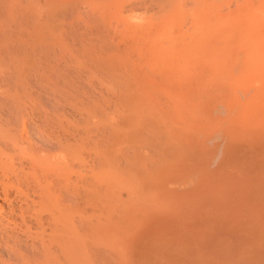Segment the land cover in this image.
<instances>
[{"label":"rangeland","instance_id":"obj_1","mask_svg":"<svg viewBox=\"0 0 264 264\" xmlns=\"http://www.w3.org/2000/svg\"><path fill=\"white\" fill-rule=\"evenodd\" d=\"M242 1L244 8L240 4ZM248 1L250 4L247 7ZM258 1L260 0L252 4V0H0V123L5 122L4 125L10 130L11 136L19 143L15 148L10 146V149L6 150L1 139L0 145L7 154L2 156L6 158L10 168L11 165L12 168L16 166L14 174H24L28 170L35 172V165L26 162L29 159L26 156H22L23 161L27 158L25 164L23 163L20 157L23 149L24 152L26 149L31 151L33 145L34 149L40 147L41 150L44 149L43 146H47L45 143L53 144L58 140L57 132L54 131L58 128L61 130L60 127L63 130V134L59 131L60 135L66 137L68 134V139L75 126L76 131L80 130L77 137L80 157L76 161L80 162L76 165L81 173L77 176L81 177H78L81 180L78 188L82 195L78 213L81 218L80 264H201L203 258L202 263L212 264L209 261H213L211 259L214 257L219 258L218 261L221 258L227 262L216 264H228V260L231 262L230 255H234V251L239 247L241 251L236 252L238 255L232 258L235 262L231 264H238L239 260V264H249V261L251 264L255 255L257 257L254 264H264V252L261 261L260 252L256 251L257 254L246 258L247 251L243 249L252 245L257 247L258 251L259 248L263 251L264 236L261 235L264 234L253 232L256 227L252 231H246L247 225L244 223L245 228L242 229L241 225L239 229L242 237L246 239H241L238 227L230 224L236 218L233 217L235 213L232 215L231 212L233 218H229L226 214L230 210L228 213L226 208L225 211L219 210L224 209V205L237 202L238 198L235 201L234 194L239 192L237 195L241 198L244 184H248L249 179L254 185L255 177L259 176L258 173L261 174L259 170L264 167V148H259V151L263 149V153L256 151V145H260L259 139L255 145L252 141L254 136L251 138L253 131L260 132L257 138L260 137L261 140L264 136V116L260 118L261 114L264 115V88L262 90L260 86L263 84L264 87V19L259 11L261 7L264 14V0L261 1L263 4ZM255 4L259 10L253 8ZM253 11L257 13V18L260 17L261 22ZM260 24H263L262 27ZM253 40L257 45L252 44ZM258 44H261L260 50ZM252 47H258L259 51ZM254 53L258 57L254 56ZM247 61L251 66L247 65ZM260 64L263 65V70ZM1 85L6 94L3 93ZM10 93L12 94L9 95ZM253 94L257 95V99ZM230 107L233 113L230 112ZM247 107L249 113L246 111ZM252 109L253 116L250 114ZM14 114L21 120L16 121ZM22 115L24 118H21ZM8 116L15 120L13 124L11 120V124H7ZM245 117L246 122H243ZM32 119L40 122V125L34 121L37 127L34 126ZM26 120L34 126L35 134L31 130V123L27 122L26 126H23ZM259 120H262L260 128ZM19 122H22V126L18 125ZM27 124L30 125V134L26 133L28 129H23L22 134L21 127L27 128ZM72 124L75 125L73 129ZM4 125H0L3 131ZM230 126H233L232 129ZM38 127L43 130H38ZM63 127L67 129L66 134ZM231 132H234L232 140L236 142L237 147H253L257 156L253 158L255 152L252 150L250 161L249 156H246L250 153L247 149L245 162L242 156L239 159V162H244L241 164L238 158L240 155L244 156V152L239 148L240 154H237L238 157L235 155L237 160L234 161L232 154L234 156L236 147L234 148L233 142L231 146ZM242 133L244 136L247 134V137L249 134L250 139H246L251 141V147L244 136L242 141L244 139L246 145L240 142ZM237 134L238 138L240 137L238 141L235 140ZM24 135L25 142L22 141ZM28 135L32 137H27ZM47 135H50L49 138L52 136L51 139L48 140ZM231 148L234 149L232 153L229 152ZM45 150L47 155L50 154L47 148ZM51 151L52 154L56 151L55 159L57 148L52 150L51 147ZM235 151L237 153V149ZM43 153L42 155H45ZM258 153V164L253 166L257 163ZM226 154H230L233 162L239 165V168L235 166L236 171L233 172V167L229 172L230 160L226 161ZM49 157L51 158V155ZM260 161L262 166H258ZM224 164H227L226 167ZM245 164L248 165V170L251 168L249 172L253 170L252 175L257 172L255 177L246 175L244 171L242 175L240 169L242 165L245 167ZM250 164L252 167L249 168ZM24 165L27 168L31 165L33 169L30 167L24 171ZM20 166L23 168L20 169ZM10 168L5 169L4 173L7 175L0 173L1 179L5 180L6 176L10 178ZM17 168L20 171H16ZM31 171L27 173L28 178L32 175ZM237 172L243 179L246 178L247 183L238 176L239 174L235 176ZM262 174L264 175V172ZM13 175L11 179L15 178ZM32 176L31 180L34 179V174ZM227 176L229 179H235L232 180L233 185ZM235 177H238V181ZM221 178L224 179L221 181ZM241 182L244 183L240 184L238 189L235 184ZM229 183L232 191L231 187L229 191ZM260 183L258 181L257 185ZM263 184L261 187H264ZM23 186L21 188L24 190L25 185ZM14 187L11 188L12 191H17L19 186L16 182ZM209 192L212 193L211 196ZM216 193L221 197L219 200ZM225 194L229 199H233L232 203H228L229 199L227 201ZM214 197L215 200L211 201ZM221 200L225 204L222 203L223 206L219 207L217 204ZM263 200L259 201L262 208ZM214 205L219 207L214 212V218H218V214L222 215L223 211L226 212L222 217L220 215L221 219L223 218L220 229L216 219V223L213 221V227L208 226L207 222L204 223V215L212 217L213 211H210V214V208L214 207L216 210ZM260 207L259 215L262 216L263 211L264 220V208ZM6 208L5 206L0 211L4 212ZM247 210L249 212L245 211V216L248 217V214L252 213L249 208ZM1 212L0 215L3 213ZM202 213L205 214L201 221ZM259 215L258 219L256 218L259 223L257 227L264 231L263 226H260L263 221H259ZM225 216L229 223L224 225ZM206 220L211 221L209 218ZM230 225L237 229L233 230L237 235L235 240V234L231 230H228V233L233 235L230 237L232 240L227 239L229 235H223V231L227 234L224 227L229 228ZM244 229L247 237H244ZM249 231L253 242L248 238ZM253 233L260 236L255 237L257 234ZM197 235L204 237L198 241L200 237ZM223 236L227 240L224 241V247L220 240H224ZM239 240H243L242 245ZM206 242L208 246L204 251L207 250V254L212 253V250L208 251L210 247L218 252L221 244L223 248L220 247V254L215 251L213 258H209L206 253L202 257L201 252ZM256 243H262L261 247L258 248ZM226 244H230L227 246L228 250L232 245L237 247L234 249L232 246L230 252H233L225 253L227 256H224ZM140 247L144 257L138 252ZM255 248L248 249L251 251ZM250 251L248 250V255ZM242 252L245 258L242 257ZM5 257L6 254L0 253V264L10 263L8 257L5 262Z\"/></svg>","mask_w":264,"mask_h":264},{"label":"bare ground","instance_id":"obj_2","mask_svg":"<svg viewBox=\"0 0 264 264\" xmlns=\"http://www.w3.org/2000/svg\"><path fill=\"white\" fill-rule=\"evenodd\" d=\"M262 0H260V1H258V2H261ZM245 2H246V0H245ZM256 2V0H254V2H253V0H252V4H254ZM257 3V2H256ZM241 4V7L243 6V1L240 3ZM249 1H248V4H246L247 5V7L249 6ZM260 4H263L262 2L260 3ZM259 4V5H260ZM264 6V5H263ZM262 6V7H263ZM251 7V6H250ZM255 7V9L256 8H258V7H256V4H255V6H253V8ZM243 8H244V6H243ZM259 8H260V10H259ZM258 8V10L261 12L260 14H261V17H263V19H264V14H263V12H262V8L261 7H259ZM238 9H240V6L238 7ZM242 10V9H241ZM246 10H248V8L246 9ZM254 10V9H253ZM257 10V11H258ZM244 11V10H243ZM250 11V10H249ZM258 11V12H259ZM264 11V10H263ZM238 12H241V11H238ZM255 11H253V14L255 15V17H256V15H257V13L255 14L254 13ZM244 13H245V11H244ZM236 14H237V12H236ZM235 14V15H236ZM246 14V13H245ZM260 14H259V16H260ZM251 15V14H250ZM240 16V15H239ZM238 17V16H237ZM243 17V16H242ZM247 18V17H246ZM257 18V17H256ZM260 18V17H259ZM259 18H257L258 19V21L259 22H261L260 20H259ZM245 19V18H244ZM255 19V18H254ZM249 20V19H248ZM245 21H246V19H245ZM252 23H254L253 21H252ZM255 23H256V19H255ZM257 24H258V22H257ZM263 24H264V22H263ZM262 24V25H263ZM262 25L260 24V26L262 27ZM261 27H259V29L262 31V29H261ZM238 29V28H237ZM241 30V29H240ZM243 30V29H242ZM241 30V31H242ZM245 30H246V28H245ZM256 30V29H255ZM235 31H236V29H235ZM239 31V30H238ZM244 31V30H243ZM260 31V32H261ZM240 32V31H239ZM235 33V32H234ZM249 33H250V31H249ZM262 33V32H261ZM239 34V33H238ZM257 35V34H256ZM258 35H259V33H258ZM242 36H243V34H242ZM240 37V36H239ZM246 37H247V32H246ZM253 36H252V33H251V39H253L252 38ZM257 37V36H256ZM245 38V37H244ZM250 39V40H251ZM256 39L257 38H255V41H256ZM260 39V38H259ZM262 40H263V38H262ZM261 40V41H262ZM241 41V40H240ZM246 41V40H245ZM243 41H241V43H242ZM256 42H258V41H256ZM250 43V42H249ZM251 43H252V41H251ZM251 43H250V45H251ZM252 44H254V45H257L255 42H254V40H253V43ZM245 45V44H244ZM244 45H243V47H244ZM246 45L248 46V44H247V42H246ZM259 45H261V44H258V46ZM260 47V46H259ZM262 47H263V45H262ZM248 48H249V46H248ZM252 48H257V50H258V47H252ZM261 49V47L259 48V50ZM257 50H255V53H256V51ZM258 50V51H259ZM246 51V50H245ZM251 52H253V50H251ZM250 53V52H249ZM254 53V56H257L256 54ZM262 52H260V54H261ZM263 54V53H262ZM260 56V55H259ZM253 57V56H252ZM258 57V56H257ZM262 58V57H261ZM259 59H260V57H259ZM263 59V58H262ZM254 61V60H253ZM250 62V61H249ZM258 62V61H257ZM257 62H256V64H257ZM260 62V61H259ZM246 64V63H245ZM249 63H248V61H247V65H248ZM255 64V63H254ZM256 64H255V69H256ZM264 64V63H263ZM250 65V64H249ZM259 65V64H258ZM251 66V65H250ZM261 66L263 67V65H261L260 64V68H261ZM251 68V67H250ZM262 69V68H261ZM252 70H254V69H252ZM258 70V69H257ZM263 70V69H262ZM254 77V76H253ZM261 78H263V76H261ZM260 78V79H261ZM258 79V78H257ZM264 81V80H263ZM231 82V81H230ZM246 84H247V82H246ZM245 84V85H246ZM260 84V83H259ZM243 85V83L241 82V85H240V89L242 90V86ZM2 86V85H1ZM260 86H262L261 88H262V90H263V84L262 85H260ZM3 87V86H2ZM246 87V86H245ZM257 87H259V85L257 86ZM9 88V87H8ZM247 88V87H246ZM0 89H2V88H0ZM8 90V89H7ZM10 90H11V88H10ZM228 90V89H227ZM244 90V89H243ZM256 90V89H255ZM237 91V90H236ZM246 91V90H245ZM252 91H253V89H252ZM259 91H260V89H259ZM258 91V92H259ZM2 92V91H1ZM5 91H4V87H3V93H4ZM10 92H12V91H10ZM264 92V91H263ZM262 92V93H263ZM225 93L226 92H224V97H226L225 96ZM228 94H229V90H228V92H227ZM246 93V92H245ZM5 94H6V92H5ZM12 93H10L9 95H11ZM237 94V93H236ZM241 94V93H240ZM247 94H249L248 93V91H247ZM8 95V94H7ZM254 95V94H253ZM256 95V94H255ZM254 95V96H255ZM1 96H2V94H1ZM252 96V95H251ZM3 97V96H2ZM241 97H242V95H241ZM246 97V96H245ZM5 98V97H4ZM248 98V97H247ZM250 98V97H249ZM248 98V99H249ZM227 100H228V97L226 98ZM239 99V101H240V98H238ZM242 99H243V97H242ZM255 99H257V95L255 96ZM9 100V99H8ZM233 100V102H234V99H232ZM252 100V99H251ZM14 101V100H13ZM17 101H19V100H17ZM236 101V100H235ZM238 101V102H239ZM245 101V100H244ZM233 102H232V104H233ZM242 102V101H241ZM247 103H249V100H247L246 101ZM254 102L256 103V101L254 100ZM259 101H257V103H258ZM22 103H23V101H22ZM240 103V102H239ZM238 103V104H239ZM20 105H21V107H23L22 106V104L21 103H19ZM18 104V105H19ZM226 104H227V102H226ZM237 104V103H236ZM236 104H235V106H236ZM237 104V105H238ZM240 105V104H239ZM242 105V104H241ZM245 106H246V103L244 104ZM250 105V104H249ZM249 105H247V106H249ZM253 105V104H252ZM14 106V105H13ZM255 107H256V105H254ZM9 107H11V106H9ZM20 107V108H21ZM226 107V106H225ZM229 107V106H228ZM243 107V106H242ZM262 107V106H261ZM20 108L18 109V110H20ZM254 108V107H253ZM230 109H231V113H233V111H232V108L230 107ZM235 109V108H234ZM22 110V109H21ZM237 110H240V109H238L237 108ZM242 110V109H241ZM244 110H245V108H244ZM11 111L13 112V110H12V107H11ZM25 111V110H24ZM27 111V110H26ZM30 111V110H29ZM246 111H248V113H249V110H248V107H247V109H246ZM256 111V110H255ZM15 112V111H14ZM16 112H17V105H16ZM20 112V111H19ZM240 112V111H239ZM252 112H254V110L252 109V111L250 110V114H252V116H253V113ZM7 113V112H6ZM11 113V112H10ZM30 113V112H29ZM61 113V112H60ZM234 113H236V112H234ZM3 114H5V113H3ZM17 114V113H16ZM28 114V113H27ZM242 114V113H241ZM255 114V113H254ZM29 115V114H28ZM31 115V114H30ZM240 115V114H239ZM242 115H245L244 113L242 114ZM4 116V115H3ZM14 116H15V118H17L16 119V121H18V119L19 120H21L19 117H17L15 114H14ZM13 116V117H14ZM33 116V115H32ZM248 116H249V114H248ZM251 116V115H250ZM264 115H262L261 114V117H260V114H259V117L260 118H262ZM233 117V116H232ZM242 117V116H241ZM8 119L6 120L7 121V124H8V122H10L9 120H11L12 121V124H13V122H15V120L13 121L12 120V118H11V116H8L7 117ZM21 118H24L23 117V115H22V117ZM26 118H28V117H26ZM32 118V117H31ZM50 118H52V117H50ZM256 118V117H255ZM254 118V121L256 120ZM5 119V118H4ZM37 120H38V118H36ZM60 119V118H59ZM247 119H248V117H247ZM251 119H252V117H251ZM2 120V119H1ZM23 120H25V119H23ZM33 120V125L34 126H36L37 127V125L34 123V121H35V119H32ZM44 120V119H43ZM51 120V119H50ZM55 120V119H54ZM58 120V119H57ZM253 120V119H252ZM5 121V120H4ZM29 121H31V119L29 120ZM45 121V120H44ZM242 121V120H241ZM260 121V120H259ZM262 121V120H261ZM261 121H260V123H258V128H260L259 126V124H261ZM264 121V120H263ZM3 124H1L0 123V125H2V127H3V125H4V123L5 122H3V121H1ZM24 122V121H23ZM28 121L26 120V122H24L23 123V126L25 127L26 126V124L25 123H27ZM36 122V121H35ZM49 122V121H48ZM65 122H66V120H65ZM64 122V123H65ZM231 122H232V124H233V118H232V120H231ZM243 122H246V117H245V119L243 120ZM249 122H250V119H249ZM258 122V121H257ZM29 123V122H28ZM31 123V122H30ZM29 123V124H30ZM32 123H31V130H32V132L34 133V131H33V128H34V126L32 125ZM37 123V122H36ZM39 123V125H40V122H38ZM37 123V124H38ZM41 123H44V122H41ZM61 123H63V119H62V121H61ZM262 123H264V122H262ZM9 124H11V122L9 123ZM15 124V123H14ZM29 124H27V128H22L21 127V131H22V134H24V130L23 129H28V131H26V133H29L30 134V132H29V129H30V125ZM56 124V123H55ZM57 124H59V122H57ZM236 124H237V122H236ZM253 124V123H252ZM256 124V123H255ZM17 125V124H16ZM18 125H20V126H22V122H21V124H20V122L18 123ZM29 125V126H28ZM48 125V123H46V126ZM65 125V124H64ZM73 125V127H71L72 129L74 128V124H72ZM240 125V124H239ZM243 125V124H242ZM245 125V124H244ZM248 125H249V123H248ZM5 126V125H4ZM51 126H52V124H51ZM67 126V125H66ZM71 125H69V127H70ZM241 126V125H240ZM29 127V128H28ZM43 127H44V125H43ZM49 127V126H48ZM58 127H60V126H58ZM228 127H229V125H228ZM233 127V126H232ZM232 127L230 126V128L232 129ZM245 127H246V125H245ZM249 127V126H248ZM254 127H255V125H254ZM18 128H19V130H20V127L18 126ZM39 128V127H38ZM41 128V130H43L42 129V127H40ZM40 128L38 129V130H40ZM61 128V130H58V129H56L54 132L58 135L57 136V141L55 142H53V144H47V143H45V145H47V146H43L44 147V149L45 148H47V150L48 151H50V154H48L47 155V151L45 150L44 151V149H42L41 148V150H40V147H39V149L37 148L36 149V147H35V149H34V146L32 145V149L30 148V150L31 151H28L29 149H26L25 150V152H24V149L22 150L23 151V154H22V152H21V158H22V161H23V157L24 156H26L27 158H29V159H25L26 160V162H31V164L32 165H35V166H33V168H34V170H35V172H32L31 170V174L33 175L34 174V179L33 180H31L32 178H33V176L31 175V177H29L30 178V180H29V178L27 177L28 176V172L30 173V171L28 170L27 171V173H25L24 172V174L23 173H20V174H22V175H20L19 174V172H16L15 174H14V172L15 171H13V170H15L14 168H16V166H14V168H12V165H11V168L9 167V165H7V160H5L6 158H4L2 155H4L5 154V156L7 155L6 154V150L8 149H10V146L11 147H14V146H18L19 145V143L16 141V138H13V136H11V132L9 133V129L7 128V126H5V128H4V130L5 131H3V130H1V127H0V142L2 141L1 139H3V145H4V147H5V149L6 150H4V149H2L3 148V146L1 147V145H0V150L2 151H0V173H2V174H4V176L5 175H7V173L5 174L4 172H6V170L5 169H8V168H10L9 170H11L10 172H11V174L9 173V175H10V178H8L7 176H6V179L4 180V179H1V176H0V180H1V182H0V209H3L5 206L7 207L6 208V210L4 209V212H3V210H1L0 212L2 213L1 215H0V253H3L4 255L6 254V257H8L9 259H10V263L9 264H80L81 263V258H80V256H81V251H80V248H81V245H80V236H81V234H80V231L79 230H81L80 229V224H79V219H81V218H79L78 216H80V214H78L80 211H79V203H81V199H82V195L79 193L80 191H79V188H78V186H79V182L81 181L80 180V176H77L78 175V173L79 174H81L80 173V171H79V168L77 167V163H80V162H76L77 161V159H78V157H80V155H79V153H80V147H79V139L77 138L78 137V135H79V129L76 131L75 129H76V126H75V129L72 131L71 130V128H70V130H71V134H69L70 135V139H68V138H66L67 137V135H66V137H63V136H61L60 135V132L59 131H61V134H63V130H62V127H60ZM64 128V127H63ZM230 128H229V131H230ZM3 129V128H2ZM37 129V128H36ZM45 129H47V127L45 128ZM50 129H51V127H50ZM238 129H239V127H238ZM243 129H244V127H243ZM242 129V130H243ZM251 129H252V127H251ZM264 129V128H263ZM7 130H8V132H7ZM64 130H66V132H64L65 134L67 133V129L66 128H64ZM248 130V129H247ZM256 130V129H255ZM259 130V129H258ZM12 131V130H11ZM16 131V130H15ZM46 131V130H45ZM44 131V132H45ZM18 131H16V133H17ZM43 132V131H42ZM47 132H48V130H47ZM58 132H59V134H58ZM69 132V131H68ZM228 132V131H227ZM249 132V131H248ZM263 133H264V131H262ZM25 133V135H27ZM49 133H50V130H49ZM252 133V132H251ZM250 133V135H252ZM255 133H258L257 135L255 134ZM254 133V131H253V135H252V137L251 138H253V136H254V138H253V144H255L256 145V143H257V141H258V139H259V143H260V145L259 144H257L256 146H258V149H257V147L255 146V145H253V146H255L256 147V151H259V148H260V146H261V148H264V144H262L261 142H264V136L262 137V140H261V138L259 137V138H257V136H259L260 135V132H255ZM14 135H15V133H13ZM35 134V133H34ZM42 134V133H41ZM55 134V135H56ZM241 134V133H240ZM20 135V134H19ZM25 135L23 136L24 137V139L22 138V141H24L25 142ZM44 135V134H43ZM236 135V134H235ZM246 136H244L243 135V133H242V136H241V140H240V142L242 141V138H243V136L245 137L244 139H246V137H247V134H245ZM262 135V134H261ZM17 136H18V134H17ZM29 136H31V135H28L27 137H29ZM37 136V135H36ZM48 136V135H47ZM50 136V135H49ZM49 136L47 137V139L49 138ZM226 136H228V135H226ZM225 136V137H226ZM32 137V136H31ZM41 137V136H40ZM45 137H46V134H45ZM45 137L43 138V139H45ZM52 137V136H51ZM51 137L49 138V139H51ZM54 137V136H53ZM80 137V136H79ZM233 137V138H232ZM256 137V138H255ZM248 140L250 139V136H249V134H248ZM41 139V138H40ZM48 139V140H49ZM232 139H234V132L232 133H230V141L232 140ZM237 139V141H238V139H240V137L238 138V134H237V136L235 137V140ZM244 139H243V143H245V141H247V144H249L250 145V143H251V141L249 142L247 139L244 141ZM37 140V139H36ZM47 140V141H48ZM80 140H81V137H80ZM226 140V139H225ZM229 140V139H228ZM260 140H261V142H260ZM20 141H21V139H20ZM38 141V140H37ZM44 141H46V140H44ZM52 141H53V139H52ZM51 141V142H52ZM23 142V143H24ZM34 142V141H33ZM40 142V141H39ZM43 142V141H42ZM50 142V141H49ZM58 142V143H57ZM223 142H224V140H223ZM228 142V141H227ZM232 142H233V140L231 141V146L233 145V144H235V146H234V148H235V150L237 149V153H236V151L234 150V149H232L231 148V150H229V152L230 153H232L233 151L232 150H234V156H233V154H232V157L234 158V161H236L237 159H236V157H235V155L237 156V154H240L239 152H238V150H239V148H241V150H242V152H244V156L243 155H240L239 156V158H238V162L240 161L239 159H240V157L242 156L243 157V160H244V162H245V159H246V156L248 155L249 156V158H250V161L252 160V156H253V158L255 157V156H257V154H256V152L253 150L254 148L252 147L251 149H249V146H247L246 148L248 149V150H250V153L249 154H246V156H245V153H248V151L246 152V150L247 149H245V147L244 146H238L237 147V145H236V142L234 143L233 142V144H232ZM241 142V143H242ZM255 142V143H254ZM1 143V144H2ZM18 143V144H17ZM44 143V142H43ZM57 143V144H56ZM242 143V144H243ZM26 144V143H25ZM30 144H32V143H30ZM224 144V143H223ZM225 144H227V143H225ZM224 144V145H225ZM239 144V143H238ZM27 145V144H26ZM40 145V144H39ZM38 145V146H39ZM228 145H229V143H228ZM245 145H246V143H245ZM36 146H37V144H36ZM49 146H50V148H49ZM81 146V145H80ZM21 147V146H20ZM23 147H25V146H23ZM51 147H52V150L54 149H56L57 148V151H58V153L56 154V158L54 159V153H56V151L52 154V151H51ZM55 147V148H54ZM250 147H251V145H250ZM15 148V147H14ZM13 148V149H14ZM29 148V147H28ZM260 148V149H261ZM22 149V148H21ZM50 149V150H49ZM245 149V150H244ZM17 150V149H16ZM18 150H19V147H18ZM17 150V151H18ZM36 150V151H35ZM39 150H40V152H39ZM79 150V151H78ZM224 150V149H223ZM241 150H239V151H241ZM252 150L255 152H253L255 155H252ZM263 150V149H262ZM262 150H260L259 152H261ZM17 151H15V152H17ZM42 151V152H41ZM226 151H227V149H226ZM225 151V152H226ZM43 152H45V153H43ZM104 152V151H103ZM223 152V151H222ZM228 152V153H229ZM242 152H241V154H242ZM42 153L43 154H45V155H42ZM49 153V152H48ZM262 153H263V151H262ZM15 154V153H14ZM18 154V153H17ZM20 154V153H19ZM51 155V158H52V156H53V158L52 159H54V160H52L49 156ZM101 155H102V153H100V159H101ZM106 155H108L107 153H106ZM226 155H228V154H226ZM252 155V156H251ZM264 155V154H263ZM12 156V155H11ZM23 156V157H22ZM226 157V156H225ZM227 157H228V160H226L227 159ZM226 157V161H229V163H228V165H229V172H230V170H233V167L235 168V170H233V172L234 171H236V167L238 166V168H239V165H237V162H233V158L230 156V154L228 155ZM230 157V158H229ZM238 157V156H237ZM245 157V158H244ZM103 158V157H102ZM106 158H108L107 156H106ZM231 158H232V164L233 165H231L230 164V162H231ZM261 158V157H260ZM18 159H19V157H18ZM145 159V158H144ZM248 159V158H247ZM257 159V158H256ZM256 159H253V161L254 160H256ZM24 160V161H25ZM105 160V159H104ZM242 160V159H241ZM258 160H259V153H258V159L256 160L257 161V163H255V165H253V166H256V164H258ZM22 161H21V163H22ZM23 161V163L25 164V162ZM102 161H103V159H102ZM248 161L249 160H247V163H248ZM9 162H11V161H9ZM17 162V161H16ZM101 162V161H100ZM107 162H109L108 160H107ZM110 162H111V160H110ZM142 162V161H141ZM242 162V163H241ZM241 162H239V163H241V164H244V162L243 161H241ZM18 163V162H17ZM23 163H22V166H23ZM143 163H145V161L143 162ZM252 163V162H251ZM13 164V163H12ZM16 164V163H15ZM19 164V163H18ZM77 164V165H76ZM107 164V163H106ZM240 164V165H241ZM249 164V163H248ZM253 164V163H252ZM252 164H250V166H249V168L250 167H252ZM263 164H264V161H263ZM262 164V162L260 161V164L258 165V166H262L263 165ZM21 165V164H20ZM28 165V164H27ZM225 165V164H224ZM223 165V166H224ZM227 165V164H226ZM226 165H225V167H226ZM231 165V166H230ZM22 166H20L19 168L21 169V167ZM25 166L26 165H24V168H25ZM96 166L98 167V165L96 164ZM236 166V167H235ZM243 166V165H242ZM241 166V172H242V175H244L243 174V171H244V173L247 175V174H249L250 176L252 175V171H250L251 172V174H250V172H249V170L251 169H247V167H248V165L247 164H245V167L243 166L242 167ZM264 166V165H263ZM32 168V166L30 165L28 168ZM75 167H77V171H76V169H75ZM19 168H17L16 169V171H20V170H18ZM23 168V167H22ZM27 168V166H26V168L24 169V171H26V169H28ZM32 168V169H33ZM237 168V169H238ZM242 168H243V170H242ZM244 168L245 169H247L248 170V173L247 172H245V170H244ZM263 168V170H264V167H262ZM262 168H260V172H261V174H262V172H264L263 170H262ZM221 170H222V168H220ZM226 169V168H225ZM4 170V171H3ZM8 170V171H9ZM239 170V169H238ZM2 171V172H1ZM7 171V172H8ZM13 171V172H12ZM79 171V172H78ZM223 171V173H224V170H222ZM228 171V169L227 170H225V172H227ZM23 172V171H22ZM76 172V173H75ZM219 172V178H220V171H218ZM229 172L227 173V174H229ZM216 173H217V171H216ZM256 174H257V172H255ZM255 173H253L254 175H252V177H255ZM14 174V175H13ZM19 174V175H18ZM239 174V175H238ZM261 174H257V175H259L258 177H255V184L253 185V183H250V181H249V179H248V184H244L245 185V188L244 187H242V189H243V193L241 194V198H239V196L237 195V194H240L239 192H236V190L234 189L235 188V186H237L238 187V189H239V185L240 184H242L243 185V183L245 182H241V183H239L238 185L237 184H235V186H233V189H234V191L236 192V194H234V196H233V198L235 197V201H236V199L238 198V201L237 202H234V203H232V201H233V199H231V197H230V199L226 196V194L224 195V196H226V198H227V201H228V199H229V201H228V203H232V205L231 204H229V205H231L230 207H228V206H225L224 205V209H219V207H222L223 205H222V203H224L223 202V200H221L220 202H221V204H220V202H219V204H217L219 207L217 208V205L215 206V208H216V210L214 209V207H212V209L210 208V210H209V213L211 214V212L213 211V213H212V217H209V216H211V215H204L203 213L201 214L202 215V217H201V221L203 220V215H204V223H206L207 222V225L208 226H210V227H213V225L212 224H215L216 222H218L219 223V229L221 228V226H222V224H220V222H221V220H223V218L221 219V217H222V215H225V213L227 212H229V210H230V212L228 213V214H226L229 218L231 217V218H235V219H233V221L230 223V224H233L234 225V227H238V232H240V229H239V226H241L242 225V229L243 228H245V225H247V227H246V231H247V229L248 230H250V231H252L253 230V228H255L256 227V229L255 230H253V232L254 231H257L258 233L259 232H261V233H263L264 234V231H263V229H261V231L259 230L260 228H258L259 227V225H257V223H258V221H256V218H257V216L259 215V210H261V209H258L259 207H260V202H262V200L264 199V187H261L262 186V183H264L263 181H264V175L262 174V176H261ZM11 175H13V176H15V178H13V179H11ZM213 175H214V173H213ZM236 175H238V176H240V178L241 179H243V176H241L240 175V173L239 172H237V174H235V176ZM3 176V177H4ZM12 176V177H13ZM224 176V175H223ZM231 176H233L232 175V172H231ZM261 176V177H260ZM2 177V178H3ZM78 177H80L79 179H78ZM249 177V176H248ZM215 178H217V175L215 176ZM218 178V179H219ZM234 178V177H233ZM236 178V177H235ZM239 178V179H240ZM222 179H224V178H221L220 180L222 181ZM227 179H229L228 178V176H227ZM245 180H246V178H244ZM243 179V180H244ZM230 180V183L233 185V182H232V180L233 181H235V179H229ZM250 180H252L251 178H250ZM257 180V181H256ZM260 180H262L261 181V183H260ZM216 181V180H215ZM225 181H226V178H225ZM228 181V180H227ZM236 181H238V177L236 178ZM258 181H259V183H260V185H257L258 184ZM15 182H16V185L18 184V186L19 187H17V191H15L16 190V188L14 187V184H15ZM223 182H224V180H223ZM222 182V183H223ZM215 183V182H214ZM229 183V191H230V187H231V191H232V186H231V184ZM237 183V182H236ZM246 183H247V180H246ZM23 185H25V188H26V190H25V188H24V190L21 188V187H24ZM221 185V184H220ZM228 185V184H227ZM241 185V186H242ZM225 186H226V184H224V188H225ZM240 186V187H241ZM258 186V187H257ZM263 186H264V184H263ZM15 188V190H13L12 191V189L11 188ZM216 187H217V185H216ZM224 188H223V191H224ZM228 188V187H227ZM221 189V188H220ZM238 189H237V191H238ZM241 189V188H240ZM242 189H241V191H242ZM210 190H212V189H210ZM215 191V190H214ZM234 191H233V193H234ZM240 191V190H239ZM210 193V196H211V192H209ZM217 193H218V191H217ZM217 193H216V195H217ZM224 192H222V194H223ZM231 193V195L230 196H232V192H230ZM227 194H229V192L227 193ZM219 195L221 196V193H219ZM213 196H214V193H213ZM218 196V195H217ZM223 196V197H224ZM259 196H260V198H259ZM219 198H221V197H219L218 196V200H219ZM225 199V198H224ZM215 200V197H214V199H212L211 201H214ZM232 200V201H231ZM260 201V202H259ZM2 202V203H1ZM226 202V201H225ZM212 204V203H211ZM225 204V203H224ZM227 204V203H226ZM263 204H264V200H263ZM221 205V206H220ZM261 205H262V203H261ZM210 206V205H209ZM208 207V206H207ZM81 208V207H80ZM209 208V207H208ZM207 208V209H208ZM225 208H226V212H224L225 211ZM228 208V209H227ZM247 208H249V210H250V213H252L251 215L250 214H248V217L247 216H245V211L246 212H249L248 210H247ZM260 208H262V206L260 207ZM263 208H264V205H263ZM262 208V209H263ZM206 209V210H207ZM217 209H219L220 211H222V210H224L223 212H222V215L221 214H218V218H220V221H218V218L217 217H215L214 218V212L215 211H217ZM203 210H205L204 208H203ZM211 211V212H210ZM219 211V212H220ZM257 211H258V215H257ZM206 212V211H205ZM231 212H232V215H233V212L235 213L234 215H233V217H232V215H230L231 214ZM247 214V213H246ZM262 216H263V211H262ZM220 215H221V217H220ZM199 216V215H198ZM198 216H196V217H198ZM205 216H207V218L205 217ZM215 216H216V214H215ZM259 216H261V215H259ZM262 216H261V218H260V222H261V220L264 222V220L262 219ZM211 219V221L209 222L208 220H206V219ZM214 218V219H213ZM225 219V222H224V225L225 224H227V223H229L228 221H229V219H226V216L224 217ZM247 218H249V219H247ZM198 219H200V217L198 218ZM213 219V220H212ZM215 219H216V222H215ZM258 219V218H257ZM213 221L215 222V223H213ZM197 222V220H195V226H196V223ZM208 222H209V224H208ZM247 222V223H246ZM263 222L261 223V225L260 226H263V228H264V225H263ZM245 223V225H243ZM202 224V223H201ZM259 224V223H258ZM203 225V224H202ZM206 225V224H205ZM206 225V226H207ZM217 225V224H216ZM249 225V226H248ZM200 226V225H199ZM207 226V227H208ZM258 226V227H257ZM231 227V228H230ZM250 227V228H249ZM197 228V227H196ZM200 229H201V227H199ZM215 228V227H214ZM257 228H258V230H257ZM207 229V228H206ZM224 229H227V230H225V231H227L226 233L227 234H224V231H223V235L225 236H227V235H229L228 237H227V239L229 238V240L231 239L230 237L232 236L233 237V235H231L230 236V234L228 233V230H229V232H230V230L233 232V234H235L234 232L237 230H235V229H233V227L230 225L229 226V228H226V227H224ZM205 229H203V231H204ZM214 230V229H213ZM217 230H218V228H217ZM233 230H235V231H233ZM211 231H212V229H211ZM222 231V230H221ZM220 230H219V232H221ZM250 231L249 232H247V233H249V236H248V238H249V240L251 241V242H253L252 240H251V237H250ZM198 232V231H197ZM231 232V233H232ZM241 233L242 232H240V236H241V239H246V238H243L242 236L243 235H241ZM243 233H244V237L246 236L247 237V235H245L246 233H245V229L243 230ZM219 234H221V233H219ZM254 234V233H253ZM257 233H255L254 235H256ZM202 235H204V234H202ZM259 234H257L255 237H257ZM198 237H200V239H197L198 241L199 240H201V237H204V236H199V235H197ZM207 236V235H206ZM223 236V237H224ZM260 236V235H259ZM262 236H264V235H261V237ZM237 237V235L235 234V236L233 237L234 238V240H235V238ZM209 239V238H208ZM238 239H239V237H238ZM259 239V238H258ZM202 240L203 241H205L204 240V238H202ZM220 240H222V242H223V247H224V244H225V242L224 241H227V240H225V237H224V240L221 238ZM228 240V241H229ZM232 240V239H231ZM234 240H233V242H234ZM237 240V239H236ZM243 240H241V241H243ZM248 240V241H249ZM209 241V240H208ZM240 241V240H239ZM241 241H240V245H242L243 244V242L241 243ZM260 241H262V239L260 240ZM221 242V241H220ZM237 243V242H236ZM255 243V242H254ZM234 244H235V242H234ZM238 244H239V242H238ZM262 243H260V245H261ZM205 245L206 246H204L203 247V251L201 252L202 253V257H204V253H206L207 252V250H206V252L204 251V248H206L208 245H207V242L205 243ZM212 245V244H211ZM230 245V244H229ZM228 244H226V247L224 248V254H223V251L221 252V254H223L224 256H227L226 254H230L231 252H233V251H231L230 252V249L232 250V248L234 247L233 245V247L231 248V247H229V250H228V247L227 246H229ZM253 245H255V244H253ZM258 245V248H259V244L258 243H256V246ZM264 246V245H263ZM262 246V247H263ZM139 247V246H138ZM142 247V246H141ZM141 247L139 248L140 250L138 251L139 253H141L142 254V256L144 257V255H143V252H141L142 250H141ZM220 247H221V244H220V246H219V249H217L218 250V252L216 251V249L214 250V248L213 249H211L212 247H210V249L208 250V251H210L211 252V250H212V253H211V255H210V253H206V255H208V257L210 258V256L212 257V255L214 254V252L216 251L217 252V254H220ZM223 247H221V249L223 248ZM237 247V245L234 247V249ZM249 247H250V249H252V248H255V247H253L252 245H249ZM248 247V248H249ZM261 247V246H260ZM197 248V247H196ZM245 249V248H243L245 251H247V253H245V255H246V258L247 257H249L250 255V257H252V255L254 254V253H256V251L259 253L260 252V257H261V255H263V252H264V250L262 251V249L260 250V248H259V251H258V249H256L255 248V250H251L250 251V249ZM233 249V250H234ZM264 249V248H263ZM145 250V249H144ZM237 251L236 252H238L239 250H240V247H239V249L237 248L236 249ZM248 250L250 251V253H249V255H248ZM226 251V252H225ZM241 251V250H240ZM244 251V252H245ZM253 251V252H252ZM200 252V251H199ZM216 252H215V255H216ZM236 252L234 251V255H230V257H231V262H235V260L234 259H232V258H236V256L238 255H236ZM244 252H242V257L244 256V258H245V255H244ZM193 253H196V252H193ZM226 253V254H225ZM262 253V254H261ZM140 254V255H141ZM239 254H241V252L239 253ZM257 254V253H256ZM2 255V254H1ZM197 256V258H199V256L198 255H196ZM195 256V257H196ZM214 256V255H213ZM234 256V257H233ZM241 256V255H240ZM3 257L4 256H2L1 258H2V260H3ZM6 257H5V262H6ZM194 257V258H195ZM256 255L255 256H253V260H254V258H255V260L253 261V260H251V264H254V262L256 261ZM259 257V256H258ZM263 258H264V255L262 256ZM261 257V261H262V258ZM205 258H206V256H205ZM208 258V259H209ZM213 258V257H212ZM146 259V258H145ZM144 259V260H145ZM196 259V258H195ZM207 259V258H206ZM218 259L219 258H216L215 259V257H214V259H211V260H213V261H209L210 263L212 262V264H216V262H224V263H227L224 259L222 260L221 258H220V261H218ZM240 259V258H239ZM198 260V259H197ZM202 261H204V258L203 259H201ZM200 260V261H201ZM216 260V261H215ZM245 260V259H244ZM259 260V261H260ZM4 261V260H3ZM8 261V260H7ZM13 261V262H12ZM143 261V260H142ZM146 261V260H145ZM202 261H201V264H204V263H202ZM208 261V260H207ZM237 261V260H236ZM246 261H247V259H246ZM249 261V260H248ZM2 262V261H1ZM4 262V263H5ZM197 262V261H196ZM231 262H229V260H228V264L230 263L231 264ZM239 263H240V260H239ZM238 263V264H239ZM242 263V262H241ZM208 264V263H207ZM221 264V263H220ZM233 264V263H232ZM243 264V263H242ZM247 264H248V262H247ZM249 264H250V261H249Z\"/></svg>","mask_w":264,"mask_h":264}]
</instances>
